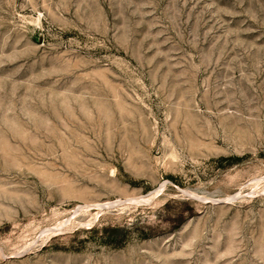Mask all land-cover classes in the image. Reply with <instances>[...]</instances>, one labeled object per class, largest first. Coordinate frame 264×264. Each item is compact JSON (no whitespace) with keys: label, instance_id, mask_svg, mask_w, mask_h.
Listing matches in <instances>:
<instances>
[{"label":"rangeland","instance_id":"1","mask_svg":"<svg viewBox=\"0 0 264 264\" xmlns=\"http://www.w3.org/2000/svg\"><path fill=\"white\" fill-rule=\"evenodd\" d=\"M0 264H264V0H0Z\"/></svg>","mask_w":264,"mask_h":264},{"label":"bare ground","instance_id":"2","mask_svg":"<svg viewBox=\"0 0 264 264\" xmlns=\"http://www.w3.org/2000/svg\"><path fill=\"white\" fill-rule=\"evenodd\" d=\"M232 199V198H231Z\"/></svg>","mask_w":264,"mask_h":264}]
</instances>
